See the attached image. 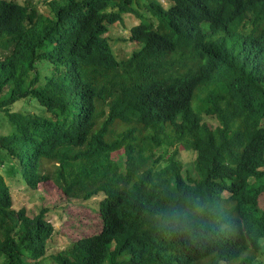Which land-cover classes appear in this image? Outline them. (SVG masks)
I'll use <instances>...</instances> for the list:
<instances>
[{"label": "trees", "instance_id": "1", "mask_svg": "<svg viewBox=\"0 0 264 264\" xmlns=\"http://www.w3.org/2000/svg\"><path fill=\"white\" fill-rule=\"evenodd\" d=\"M44 5L0 0V149L32 190L53 181L69 198L104 197L101 232L55 262L264 264V0ZM128 14L140 46L119 61L105 35ZM179 144L196 154L193 175L178 149L155 156ZM197 199L224 209L202 217L199 238L161 227L166 209ZM47 213L14 210L0 170L2 264H40Z\"/></svg>", "mask_w": 264, "mask_h": 264}, {"label": "rangeland", "instance_id": "2", "mask_svg": "<svg viewBox=\"0 0 264 264\" xmlns=\"http://www.w3.org/2000/svg\"><path fill=\"white\" fill-rule=\"evenodd\" d=\"M27 1L40 12L47 13L48 11L44 4L51 0ZM164 5L167 6L168 3L165 2ZM136 9L147 16L148 13L143 8L136 7ZM138 24H140V20L134 14H128L124 15L122 20L109 27V31L105 36L110 39L117 60L126 61L138 50L139 43L130 40L131 31ZM0 57H2V54H0ZM12 109L30 111L34 114L42 112L35 102L30 105L19 102ZM105 110L106 114H108L109 107H105ZM213 123L215 124V122ZM6 131V125L1 124L0 133L5 134ZM168 149H156L155 156H161L163 159L172 154L175 149H178V158L183 164V174L193 175L196 154L186 150L182 144ZM0 158L6 160L5 166L0 170L10 187L14 210L19 211L25 208L31 218L39 215L43 209L48 210L46 219L53 225L54 233L51 241L47 244L46 256L40 261V264H57L54 260L56 255L68 249L75 242L101 232L103 220L99 203L104 198L103 195L91 200L69 198L62 193L53 181L41 183L38 189L32 190L23 179L14 175V164L8 160L6 152L1 149ZM45 167L51 171L54 168V164L46 162ZM0 264H2L1 261Z\"/></svg>", "mask_w": 264, "mask_h": 264}, {"label": "clouds", "instance_id": "3", "mask_svg": "<svg viewBox=\"0 0 264 264\" xmlns=\"http://www.w3.org/2000/svg\"><path fill=\"white\" fill-rule=\"evenodd\" d=\"M224 209L200 200H187L170 206L157 218L161 227L169 232L184 233L193 241L201 235L200 222L205 215L220 216Z\"/></svg>", "mask_w": 264, "mask_h": 264}]
</instances>
